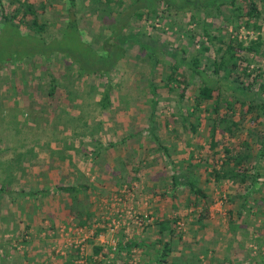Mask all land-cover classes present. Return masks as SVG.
Returning a JSON list of instances; mask_svg holds the SVG:
<instances>
[{"label":"rangeland","instance_id":"obj_1","mask_svg":"<svg viewBox=\"0 0 264 264\" xmlns=\"http://www.w3.org/2000/svg\"><path fill=\"white\" fill-rule=\"evenodd\" d=\"M254 1L258 18L248 0L220 12L159 3L119 33L123 57L104 74L60 52L0 62V188L50 191L0 195V264H264V0ZM131 2L0 0V36L7 18L50 44L75 20L106 54ZM229 45L243 62L216 75ZM194 58L214 80L250 88V101L223 89L198 105Z\"/></svg>","mask_w":264,"mask_h":264},{"label":"trees","instance_id":"obj_2","mask_svg":"<svg viewBox=\"0 0 264 264\" xmlns=\"http://www.w3.org/2000/svg\"><path fill=\"white\" fill-rule=\"evenodd\" d=\"M69 1L71 7H75L76 0ZM239 1L241 0H132L130 5L127 6L124 12H121L120 14L118 26L112 36V40L114 42L116 40V42L115 44H112L113 48L108 50L106 54L97 53L91 48L90 45L86 44L82 40L78 24L75 20H72L68 24L61 37V39L67 37L68 33L71 32L70 35L73 36V41H71L72 44L71 46H65V48H62L61 46H58V42L61 39H55L50 44H47L43 40H37L36 37L29 35L25 36L17 28L13 27L11 22H9V20L6 18V21L8 22H6V25L0 36V62H6L10 60L21 61V59L24 57L33 58L38 55H45L46 57H49L52 52H60L69 56L76 64L79 65L82 71L89 75L108 73L116 67L117 63L123 57L124 53L121 45L126 42L125 38L128 39V37H121L119 33L122 32L123 29L130 24V20L133 17L142 19L146 16V11H148L149 14H152L155 10V6L159 3H163L167 8L173 9L178 13H189L196 9L220 12L224 6H229L236 10H239ZM248 2V15L252 18H258L260 16V11L257 4L254 0H248ZM208 39L211 40V37L208 36ZM254 44L258 45V43ZM237 46L240 51L244 53L250 52L255 49V47L250 45L244 46L243 44H238ZM259 47L260 45L256 47V50H258ZM205 49L208 50L209 48ZM236 49L237 48H235V46L229 45L221 59L214 63L216 75H219L221 71H223L224 69H228V67L231 68V71L240 67V62H243V57L237 55V53L235 52ZM188 67L191 71V75L193 77H198L201 83V88L199 89L198 96L196 97L198 105H201L204 101L213 100L215 95L219 97L223 89L228 92H232L233 97L239 104L245 105L250 101V88L244 86L243 83L235 85L231 82H228L227 77L223 80H214L210 77L207 71L200 67V60L198 58H194ZM172 80H174L175 82L177 81L175 77H172ZM179 83L184 84V88L182 89L180 94L181 98H184L188 89V84L184 79ZM152 93L154 95L153 103L154 105H156V89H153ZM102 102H109L108 91L104 93ZM215 111H218V107L215 108ZM192 127V129H195L196 125H193ZM190 188L197 196L206 198L204 191L198 189L195 185L190 184ZM60 190L71 192L78 190V187H57V191ZM47 194H50V191L43 190L29 194L24 191L17 193L16 191H8L5 188H0V195L2 196H39ZM168 226V224L162 223L160 225L161 232L169 230ZM166 253L167 251H163V254Z\"/></svg>","mask_w":264,"mask_h":264},{"label":"crops","instance_id":"obj_3","mask_svg":"<svg viewBox=\"0 0 264 264\" xmlns=\"http://www.w3.org/2000/svg\"><path fill=\"white\" fill-rule=\"evenodd\" d=\"M81 231V230H80ZM114 232H115V230H114ZM113 232V233H114ZM80 233H83V231H81ZM88 235H92V233L91 232H89L88 233ZM93 236H94V234H93ZM101 245H103V246H100V247H102L103 249H104V251H108L109 249H113L112 248V246L111 245H109V244H107V243H105V244H101ZM42 246V245H41ZM41 246H39V248H35V249H37V250H45V248H44V246H42L43 247V249L41 248ZM98 250V249H97ZM61 251H63V249L62 248H59V249H57L56 250V253H60ZM99 251V250H98ZM42 254H44L45 255V252L43 253L42 252ZM63 254V253H62ZM38 256H39V254H38ZM40 257V256H39ZM110 259V261H111V258H110V255H108L106 258H105V262H106V259ZM47 259H50L51 261L53 260V258H50V257H47L46 258V260H44L43 262H39V264H42V263H44L45 261H47ZM39 260H40V258H39ZM47 263V262H46Z\"/></svg>","mask_w":264,"mask_h":264}]
</instances>
